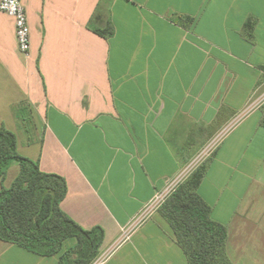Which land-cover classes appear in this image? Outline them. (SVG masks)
Here are the masks:
<instances>
[{"label": "crops", "instance_id": "0c3cea01", "mask_svg": "<svg viewBox=\"0 0 264 264\" xmlns=\"http://www.w3.org/2000/svg\"><path fill=\"white\" fill-rule=\"evenodd\" d=\"M22 4L27 54L13 19L0 12V129L15 135L21 156L65 179L60 208L84 229H103L100 253L226 130L197 192L227 228L231 263L264 264V106L236 119L264 92V0ZM107 28L108 38L93 31ZM15 163L0 189L18 175ZM0 264L58 260L0 241ZM104 264L187 261L157 212Z\"/></svg>", "mask_w": 264, "mask_h": 264}, {"label": "trees", "instance_id": "16d2710c", "mask_svg": "<svg viewBox=\"0 0 264 264\" xmlns=\"http://www.w3.org/2000/svg\"><path fill=\"white\" fill-rule=\"evenodd\" d=\"M176 22L185 27L190 23L182 17ZM93 31L104 38L112 34L111 28ZM14 161L19 164V173L9 188L0 189V241L41 257L56 256L58 264H92L100 254L103 229H84L61 210L67 193L65 179L42 172L37 162L21 156L15 135L2 127L0 181ZM206 163L158 212L170 226L187 264H232L226 252L227 228L211 218V207L197 192Z\"/></svg>", "mask_w": 264, "mask_h": 264}, {"label": "built area", "instance_id": "2783aa9c", "mask_svg": "<svg viewBox=\"0 0 264 264\" xmlns=\"http://www.w3.org/2000/svg\"><path fill=\"white\" fill-rule=\"evenodd\" d=\"M0 12L11 17L14 22L15 38L18 50L22 54H27L30 48V28L27 20V14L22 4V0H0ZM264 105V92L257 98L251 101L246 109L237 116L239 119L252 109L262 107ZM226 130L219 132L207 144L202 147L190 161H188L182 168L164 185L157 190L152 198L144 204V206L137 212L122 228L121 235L112 248L106 252L100 253L92 264H104L105 261L112 255L113 251L128 239L131 232L141 227L152 216L157 213L165 202L173 195L179 187L189 178V176L197 170L202 164L209 160L219 145L221 144Z\"/></svg>", "mask_w": 264, "mask_h": 264}, {"label": "rangeland", "instance_id": "374dc122", "mask_svg": "<svg viewBox=\"0 0 264 264\" xmlns=\"http://www.w3.org/2000/svg\"><path fill=\"white\" fill-rule=\"evenodd\" d=\"M17 165H18V164H16V163L14 164V166H16V168L18 167ZM14 168H15V167H14ZM14 168H13V169H9V173H8V177H9V178H11V177H13V176L15 175L16 171H15ZM101 253H103V252H101Z\"/></svg>", "mask_w": 264, "mask_h": 264}]
</instances>
